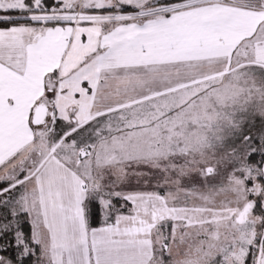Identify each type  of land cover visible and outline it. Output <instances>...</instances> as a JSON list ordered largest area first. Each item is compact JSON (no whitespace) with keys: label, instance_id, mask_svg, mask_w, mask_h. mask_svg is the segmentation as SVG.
<instances>
[{"label":"snow or ice","instance_id":"snow-or-ice-1","mask_svg":"<svg viewBox=\"0 0 264 264\" xmlns=\"http://www.w3.org/2000/svg\"><path fill=\"white\" fill-rule=\"evenodd\" d=\"M0 25V264H264V0Z\"/></svg>","mask_w":264,"mask_h":264},{"label":"trees","instance_id":"trees-1","mask_svg":"<svg viewBox=\"0 0 264 264\" xmlns=\"http://www.w3.org/2000/svg\"><path fill=\"white\" fill-rule=\"evenodd\" d=\"M7 25H0V27H6ZM26 227V229H27V226H25Z\"/></svg>","mask_w":264,"mask_h":264},{"label":"rangeland","instance_id":"rangeland-1","mask_svg":"<svg viewBox=\"0 0 264 264\" xmlns=\"http://www.w3.org/2000/svg\"><path fill=\"white\" fill-rule=\"evenodd\" d=\"M132 185H133V186L135 185V181H134V180L132 181Z\"/></svg>","mask_w":264,"mask_h":264}]
</instances>
